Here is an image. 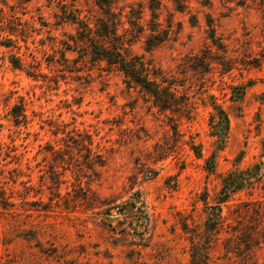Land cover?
I'll return each instance as SVG.
<instances>
[{
  "label": "rangeland",
  "instance_id": "obj_1",
  "mask_svg": "<svg viewBox=\"0 0 264 264\" xmlns=\"http://www.w3.org/2000/svg\"><path fill=\"white\" fill-rule=\"evenodd\" d=\"M112 3L130 51L177 84L189 117L160 110L76 43L70 17L93 25L105 16L95 0H0V185L15 202L0 205V264H191L184 227L203 230L225 174L249 169L254 180L229 204L264 198L263 0H160L166 38L150 52L149 0ZM204 54L209 70L195 58ZM210 95L230 119L220 136ZM226 236L211 264H238ZM253 258L264 264V242Z\"/></svg>",
  "mask_w": 264,
  "mask_h": 264
},
{
  "label": "trees",
  "instance_id": "obj_2",
  "mask_svg": "<svg viewBox=\"0 0 264 264\" xmlns=\"http://www.w3.org/2000/svg\"><path fill=\"white\" fill-rule=\"evenodd\" d=\"M95 2L103 10L105 16L96 18L93 25L89 17L81 18L75 14L70 17L79 25L80 33L76 43L82 44L85 54L93 60L105 61L110 66H116L123 73L127 86L139 88L140 91L149 96L153 104L160 110L178 113L180 118L189 117L186 112L192 101L184 99L180 95L177 84L170 81L153 62L147 60L143 55L133 54L130 51L129 45L132 40L126 39V32H119L123 24H121V19L117 17L112 0H95ZM174 2L180 4V0H174ZM262 4L264 6V0ZM159 5L160 0H149L152 18L148 23L150 33L146 35L144 40L145 49L149 52L159 46L166 38L158 21ZM140 18L141 12L139 11L134 21L129 22L133 27L140 26ZM141 28L142 31H145L144 26ZM208 38L215 46H218L217 48L224 50L223 43L216 36L212 27L209 29ZM198 57H201L199 61L202 62L206 70H209L212 61L210 57L204 54L195 58ZM14 64L16 67L20 66L19 63ZM210 98L209 103L214 109L211 115V126L216 135L226 134L230 125L228 113L216 102L214 95H210ZM15 108L19 107L15 106ZM13 115L17 122L21 120L20 118L26 117L23 111ZM194 150L198 155L201 154L197 146L194 147ZM209 161H211L209 170L214 171V157L208 159ZM251 171L237 168L223 176L221 187L215 196V203L207 205L208 211L206 210L207 215L202 231L194 229L191 231L188 227H184L186 232L190 233L191 264H211L212 250L223 230L227 233L223 242L224 248L238 259V264H259L254 260L253 255L256 248L264 242V231L260 229V226L264 224V198L234 203L235 205L229 204L236 193L254 183V180H251L253 174ZM6 184L0 185V205L6 209H11L15 202L12 199L13 195L8 194ZM226 204H229L228 207L234 206L231 210L233 221H228L229 216L223 215V205ZM226 223L227 229L224 227ZM260 232L261 238L258 237Z\"/></svg>",
  "mask_w": 264,
  "mask_h": 264
}]
</instances>
